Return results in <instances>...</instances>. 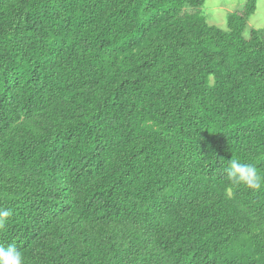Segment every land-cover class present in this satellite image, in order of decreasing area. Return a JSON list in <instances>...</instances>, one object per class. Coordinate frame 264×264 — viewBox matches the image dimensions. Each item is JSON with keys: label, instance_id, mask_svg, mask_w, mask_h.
Returning <instances> with one entry per match:
<instances>
[{"label": "trees", "instance_id": "1", "mask_svg": "<svg viewBox=\"0 0 264 264\" xmlns=\"http://www.w3.org/2000/svg\"><path fill=\"white\" fill-rule=\"evenodd\" d=\"M205 0H0V246L25 264H264V37Z\"/></svg>", "mask_w": 264, "mask_h": 264}, {"label": "clouds", "instance_id": "2", "mask_svg": "<svg viewBox=\"0 0 264 264\" xmlns=\"http://www.w3.org/2000/svg\"><path fill=\"white\" fill-rule=\"evenodd\" d=\"M227 178L232 185H243L250 190H258L264 186V176L258 172L256 166L243 163L237 158L228 161ZM10 216L9 210L0 209V229L6 227ZM0 264H25V261L15 245L9 244L7 247L0 246Z\"/></svg>", "mask_w": 264, "mask_h": 264}, {"label": "rangeland", "instance_id": "3", "mask_svg": "<svg viewBox=\"0 0 264 264\" xmlns=\"http://www.w3.org/2000/svg\"><path fill=\"white\" fill-rule=\"evenodd\" d=\"M246 0H205L200 12L206 22L222 30H226L228 13L239 10ZM251 30H258L264 37V0H256L255 11L249 17L243 36L248 37Z\"/></svg>", "mask_w": 264, "mask_h": 264}]
</instances>
